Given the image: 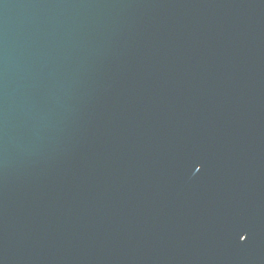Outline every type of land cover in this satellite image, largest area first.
Wrapping results in <instances>:
<instances>
[{"label":"water","instance_id":"95a60500","mask_svg":"<svg viewBox=\"0 0 264 264\" xmlns=\"http://www.w3.org/2000/svg\"><path fill=\"white\" fill-rule=\"evenodd\" d=\"M0 264H264V0H0Z\"/></svg>","mask_w":264,"mask_h":264},{"label":"snow or ice","instance_id":"6c2138e0","mask_svg":"<svg viewBox=\"0 0 264 264\" xmlns=\"http://www.w3.org/2000/svg\"><path fill=\"white\" fill-rule=\"evenodd\" d=\"M241 238H243V240L245 239V237H244L243 235L240 237V239H241Z\"/></svg>","mask_w":264,"mask_h":264}]
</instances>
